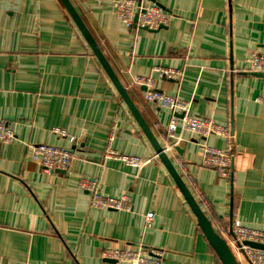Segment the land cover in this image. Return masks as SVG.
I'll return each instance as SVG.
<instances>
[{"label": "crops", "instance_id": "obj_1", "mask_svg": "<svg viewBox=\"0 0 264 264\" xmlns=\"http://www.w3.org/2000/svg\"><path fill=\"white\" fill-rule=\"evenodd\" d=\"M71 1L161 142L176 115L149 103L137 77L152 78L157 91L191 103V115L229 129V138L204 139L179 124L174 152L186 163L190 191L195 184L204 195L214 228L238 220L264 231V77L238 72L251 50H264V0H142L173 15L155 32L126 28L115 0ZM158 69L183 77L164 78ZM0 119L17 138L0 143V264H127L103 253L139 246L163 251V264H222L60 0H0ZM114 127L112 148L149 164L105 159ZM201 141L231 150L228 179L200 165ZM39 144L72 149L70 169L46 173L31 161L29 146ZM83 178L97 179L106 195H127L132 210L92 208ZM148 213L155 215L150 227Z\"/></svg>", "mask_w": 264, "mask_h": 264}, {"label": "built area", "instance_id": "obj_2", "mask_svg": "<svg viewBox=\"0 0 264 264\" xmlns=\"http://www.w3.org/2000/svg\"><path fill=\"white\" fill-rule=\"evenodd\" d=\"M113 9L114 14L124 26L129 29L134 27V19L136 16L138 17L136 27L141 29L148 28L150 30H157L160 27L167 26L173 18V15L163 8L155 4L143 2L142 0H115ZM257 53H259V55L251 59ZM259 57L264 60V50H257L255 53L251 54L249 57L251 63L248 62L247 67L255 65L256 69H258V67L264 69V65L262 67L258 65V63L264 64V61H261ZM157 72L163 77H168L173 80H179L183 77L182 71L177 69H158ZM135 83L146 88L145 99L149 103L169 110L176 115L172 118L165 131L166 140H164L162 144L166 155L185 181V178L189 176L186 163L174 152V149L181 143V140H176L175 138V133L178 130L179 124L183 131L204 139L210 136L228 138L230 136L229 130L208 118L191 115V103L157 91L152 78L137 77ZM260 101L264 102V98H261ZM179 115H183V118L178 120ZM53 133L60 138L67 139L72 144L76 143V138L73 136L69 137L68 133L64 130L56 128L53 130ZM115 138L116 130L114 127L108 140L104 156L105 159L119 160L127 166L135 168H142L152 160L119 154L111 147ZM168 138L170 141H168ZM16 140L14 129L5 122V120L0 119V143L9 145ZM199 147L202 151L200 160V165L202 167L215 170L216 173L224 179H228L230 175H232L233 159L231 150L213 148L202 141ZM29 148V159L33 162H41L46 173H55L56 170H69L71 167L74 154L73 150L70 148L50 144L30 145ZM193 185L196 192L192 194L196 197L195 199L198 204L201 208L202 206L200 203L207 206L204 195L197 189L195 184ZM80 186L91 194L92 208L126 212L132 210V203L127 195L114 197L104 194L100 190L97 179L83 178L80 182ZM154 219V213H148L145 218L146 225L150 227ZM215 230L226 240L239 264H243V262H247L248 264H264V250L249 245V243L264 245V231L245 227L238 220L232 222L231 229L219 225ZM102 257L127 264H163L165 253L160 250H146L143 246H139L136 250L107 249Z\"/></svg>", "mask_w": 264, "mask_h": 264}, {"label": "water", "instance_id": "obj_3", "mask_svg": "<svg viewBox=\"0 0 264 264\" xmlns=\"http://www.w3.org/2000/svg\"><path fill=\"white\" fill-rule=\"evenodd\" d=\"M61 4L64 6L65 10L67 11L68 15L74 22L75 26L83 36L84 40L87 42L89 48L91 49L92 53L98 60L99 64L105 71L106 75L108 76L110 82L115 87L116 91L122 98L123 102L125 103L126 107L128 108L129 112L133 116L134 120L148 139L150 145L152 146L156 157L160 160V162L164 165L167 172L169 173L170 177L172 178L173 182L183 195L185 201L187 202L188 206L190 207L192 213L197 219L198 225L203 232L206 240L208 241L209 245L212 249L216 252L217 256L219 257L222 264H239L235 256L233 255L229 245L227 244L226 240L215 230L212 222L205 214L203 209L198 204L197 200L195 199L194 195L188 188L187 184L179 174L178 170L172 163V161L166 155L162 142L156 137L153 130L150 128L149 124L146 122L138 108L136 107L135 103L133 102L132 98L130 97L127 88L122 84L120 79L118 78L117 74L111 67L108 59L106 58L104 52L102 51L101 47L99 46L98 42L94 39L92 34L90 33L88 27L86 26L85 22L83 21L82 17L78 13L76 7L74 6L71 0H60ZM138 17L136 16L134 19V28L136 29ZM163 27H160L157 30H150L148 28H142L144 30L155 32L161 30ZM258 76H263V74H255ZM179 118H183V115H179ZM181 149L180 147H176V150ZM60 173H65L64 170H59ZM250 246L263 249L264 245L262 244H255L249 243Z\"/></svg>", "mask_w": 264, "mask_h": 264}, {"label": "rangeland", "instance_id": "obj_4", "mask_svg": "<svg viewBox=\"0 0 264 264\" xmlns=\"http://www.w3.org/2000/svg\"><path fill=\"white\" fill-rule=\"evenodd\" d=\"M257 50H262V49H259V48H255V49H253V50H251L250 51V53H249V56H248V58H247V60H246V65H245V68L243 69V70H239L238 72H241V73H247V74H263L264 75V69L263 68H259L258 67V69H256L255 68V65L254 66H250V67H247V65H248V62L249 63H251V59H253V58H255L256 56H258L259 55V53H257L254 57H252L251 59H249V57L251 56V54H253V53H255V51H257ZM260 58V60L261 61H264L263 60V58H261V57H259ZM258 65H260L261 67L264 65L263 63H258ZM164 78H166V77H164ZM168 78V77H167ZM168 79H171V78H168ZM259 102L260 103H263L264 104V102H261L260 100H259ZM225 127V126H224ZM228 129V128H227ZM229 130V129H228ZM211 137V136H210ZM209 138V137H208ZM229 138V137H228ZM115 140H116V138H115ZM115 142V141H114ZM113 142V143H114ZM112 143V144H113ZM112 147V146H111ZM120 154V153H119ZM57 172L59 171V170H56ZM64 171H68V170H64Z\"/></svg>", "mask_w": 264, "mask_h": 264}]
</instances>
